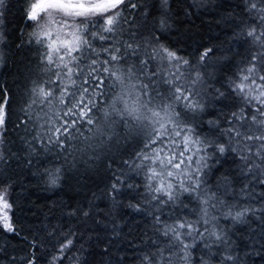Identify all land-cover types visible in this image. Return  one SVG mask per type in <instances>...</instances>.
Masks as SVG:
<instances>
[{
  "label": "snow or ice",
  "instance_id": "6c2138e0",
  "mask_svg": "<svg viewBox=\"0 0 264 264\" xmlns=\"http://www.w3.org/2000/svg\"><path fill=\"white\" fill-rule=\"evenodd\" d=\"M173 3L23 0L10 40L11 0H0V66L22 53L18 86L0 84V233L25 231L14 161L49 190L73 172L103 177L84 200L56 202L64 223L49 213L28 228L25 254L5 240L0 264H40L45 245L47 264L264 260V0H225L222 38L194 48ZM128 210L144 225L134 246Z\"/></svg>",
  "mask_w": 264,
  "mask_h": 264
},
{
  "label": "trees",
  "instance_id": "16d2710c",
  "mask_svg": "<svg viewBox=\"0 0 264 264\" xmlns=\"http://www.w3.org/2000/svg\"><path fill=\"white\" fill-rule=\"evenodd\" d=\"M198 2L202 4V7L197 8L195 3ZM243 0H231L232 8L239 5ZM23 0H11V8L7 15V31L11 33L10 40L15 39L20 35V28L24 27V23L21 20L20 5ZM173 8L176 10V15L178 21H180L179 27L181 30L187 29L188 44L193 48L196 46L198 41H211L216 42V38H222L221 29L216 26L217 21L221 19V16L232 8L229 7L225 0H174ZM191 7L190 14L186 17L184 15V9ZM239 11V9H236ZM18 42V41H17ZM22 53H16L13 48L9 55V60L6 66H0V84L4 81L8 82V85L15 89L18 85L16 82L18 60L20 59ZM12 139L16 140L13 136ZM17 144L19 141H16ZM16 151V148L12 149ZM13 174V179L15 181V188L13 190L12 196L17 201L19 208L17 209V226L18 228H24L25 231L18 233L17 235L4 236L0 233V246L4 245L5 240L8 241L9 247H15L17 249L16 255L25 254L29 246L27 240H22L20 237L26 236L28 239H32L33 235L37 232L42 221L47 222L45 217L52 213L54 219L53 224L64 223L60 219L63 205L56 202L63 201L64 204H76L85 199L86 195H90L89 189L91 191H96V186L102 187L103 177L97 174L94 178L85 176L81 179L80 175L73 172L67 179V182L63 186L56 190H49L44 187L43 183L33 176V170L28 169L25 165L23 159L19 162L14 161L10 168ZM3 172V166H0V173ZM87 184L88 188H84L83 185ZM56 205L55 207L53 205ZM103 207V205H101ZM70 223H75L70 221ZM139 226V227H138ZM32 228V234H30L27 229ZM123 229V239L127 242L129 239L133 241L132 246H134L139 241L135 239L140 230L144 227L141 223V217L131 213L128 210L125 214L123 224L121 225ZM131 233V235H129ZM41 237L43 233L40 234ZM105 234L101 233L103 237ZM117 245L120 241L115 242ZM129 246L125 244V248L121 251L124 252ZM257 251H260L257 248ZM114 255L116 249H113ZM41 257L40 264H47V259L53 253L48 245L45 248L37 250L36 253ZM131 256V253H127ZM11 255V252H9ZM243 259V257H242ZM5 257L0 256V261H4ZM125 264H133V261L129 259ZM247 264H264V260L257 258L256 256H249L247 259Z\"/></svg>",
  "mask_w": 264,
  "mask_h": 264
}]
</instances>
